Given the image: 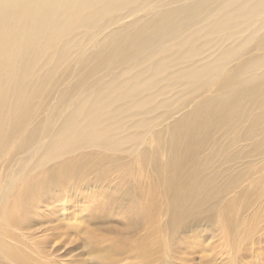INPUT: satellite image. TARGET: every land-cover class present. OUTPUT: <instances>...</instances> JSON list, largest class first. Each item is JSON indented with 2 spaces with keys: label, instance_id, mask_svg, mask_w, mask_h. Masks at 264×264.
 I'll return each instance as SVG.
<instances>
[{
  "label": "bare ground",
  "instance_id": "obj_1",
  "mask_svg": "<svg viewBox=\"0 0 264 264\" xmlns=\"http://www.w3.org/2000/svg\"><path fill=\"white\" fill-rule=\"evenodd\" d=\"M263 246L264 0H0V264Z\"/></svg>",
  "mask_w": 264,
  "mask_h": 264
},
{
  "label": "rangeland",
  "instance_id": "obj_2",
  "mask_svg": "<svg viewBox=\"0 0 264 264\" xmlns=\"http://www.w3.org/2000/svg\"><path fill=\"white\" fill-rule=\"evenodd\" d=\"M13 163V162H12ZM16 165V164H15ZM12 169V167H11V165L7 168V170L6 171H9V170H11ZM2 177V176H1ZM79 244V242L78 241H74V242H71L70 244H68L67 245V247H76V245H78ZM264 247V246H263ZM81 252H82V249L81 248H79V249H77L76 251H74L73 252V256H72V260L70 261V263H76V262H78V261H83L84 262V264H91L90 262H91V260H89V259H87L86 260V258H85V255L83 254V255H80L81 254ZM257 262V261H256Z\"/></svg>",
  "mask_w": 264,
  "mask_h": 264
}]
</instances>
